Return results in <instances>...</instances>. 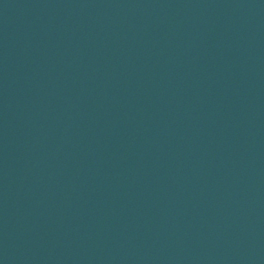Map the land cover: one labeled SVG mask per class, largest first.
<instances>
[{"label":"water","instance_id":"water-1","mask_svg":"<svg viewBox=\"0 0 264 264\" xmlns=\"http://www.w3.org/2000/svg\"><path fill=\"white\" fill-rule=\"evenodd\" d=\"M0 264H264V0H0Z\"/></svg>","mask_w":264,"mask_h":264}]
</instances>
